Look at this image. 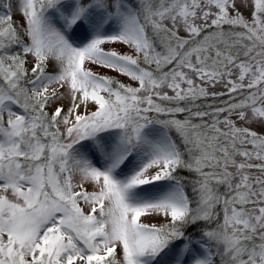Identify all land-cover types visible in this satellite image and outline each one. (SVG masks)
<instances>
[{
	"label": "snow or ice",
	"instance_id": "1",
	"mask_svg": "<svg viewBox=\"0 0 264 264\" xmlns=\"http://www.w3.org/2000/svg\"><path fill=\"white\" fill-rule=\"evenodd\" d=\"M0 264H264V0H0Z\"/></svg>",
	"mask_w": 264,
	"mask_h": 264
}]
</instances>
